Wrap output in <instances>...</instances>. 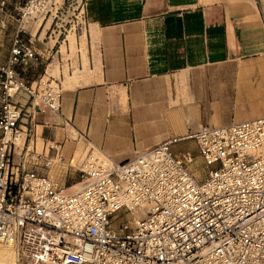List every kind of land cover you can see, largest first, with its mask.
<instances>
[{
    "label": "built area",
    "instance_id": "built-area-1",
    "mask_svg": "<svg viewBox=\"0 0 264 264\" xmlns=\"http://www.w3.org/2000/svg\"><path fill=\"white\" fill-rule=\"evenodd\" d=\"M50 6L25 0L0 19L2 28L15 23L0 62V244L15 264H264V113L201 123L120 160L90 152L72 190L41 172L51 157L37 149L30 122L36 111L58 113L62 90L55 79L25 82L15 65L37 58L21 33ZM85 28L82 16L78 33ZM188 138L202 179L190 151H172ZM47 146L60 156L59 143Z\"/></svg>",
    "mask_w": 264,
    "mask_h": 264
},
{
    "label": "crops",
    "instance_id": "crops-1",
    "mask_svg": "<svg viewBox=\"0 0 264 264\" xmlns=\"http://www.w3.org/2000/svg\"><path fill=\"white\" fill-rule=\"evenodd\" d=\"M83 13L73 44L50 30L53 17L29 20L21 34L37 58L15 65L33 86L44 76L60 83V111H36L30 122L36 147L51 157L41 172L60 185L79 182L82 148L120 160L192 130V115L217 123L230 103L247 111L254 101L255 115L264 113V0H85ZM14 31L9 19L0 26V62ZM55 142L59 157L47 146ZM172 151L202 163L198 152Z\"/></svg>",
    "mask_w": 264,
    "mask_h": 264
},
{
    "label": "rangeland",
    "instance_id": "rangeland-1",
    "mask_svg": "<svg viewBox=\"0 0 264 264\" xmlns=\"http://www.w3.org/2000/svg\"><path fill=\"white\" fill-rule=\"evenodd\" d=\"M25 0H23L24 3ZM85 0H50L51 6L50 9L47 12H42L38 14H33L34 16L31 18L33 21L38 20L41 21L43 18L50 17V19L53 17V22L50 26V30L52 28H55V32L59 34V40L62 42L63 38L68 37L69 35H72L70 37V40L73 44L74 42V34L78 35L77 31V20L82 18L83 13V6H84ZM29 19V20H31ZM28 20V21H29ZM84 34V31H83ZM84 36V35H83ZM74 48V47H73ZM72 48V49H73ZM0 53L1 46H0ZM55 62V61H54ZM56 64H58L56 62ZM66 67V65H65ZM47 79V76H44L43 81ZM218 91V90H217ZM232 97L230 98V100ZM250 105V104H249ZM237 104L230 103L229 105L225 106L226 113L222 116L223 121H219L216 119L217 123H213L211 120L207 118V116L204 115H192V119L194 120V127L193 129L197 128L198 125L201 123H210V124H218L222 122H229L232 119L234 120H240V119H246V118H252L257 115V108L259 104L257 102H252V109H248L247 111H238L235 109ZM260 108L264 109V104L260 106ZM211 116V115H210ZM212 117L218 118V115H212ZM192 129V130H193ZM177 135V134H176ZM41 148V144L39 142L38 148ZM172 148L174 151H184L186 149L191 150L193 153L197 152V146L196 143H193L191 140H179L175 143H173ZM88 148H82V153L80 154V160L75 163V165L80 166L82 160L84 159L85 154L87 153ZM93 154H98L97 152H93ZM17 156L15 159L17 160ZM192 170L194 174L199 178L202 179L205 177L206 174V168L203 162L201 163L198 159L193 160L192 162ZM75 189V188H74ZM0 262L5 264H13L15 263V258L13 251L9 248H6V246L0 244ZM1 264V263H0Z\"/></svg>",
    "mask_w": 264,
    "mask_h": 264
},
{
    "label": "bare ground",
    "instance_id": "bare-ground-1",
    "mask_svg": "<svg viewBox=\"0 0 264 264\" xmlns=\"http://www.w3.org/2000/svg\"><path fill=\"white\" fill-rule=\"evenodd\" d=\"M75 185H77V186H75ZM78 187H80V183H76V184H74V185H71V186H69V187H67V189H69V190H72V189H74V188H78ZM6 248H9V247H6ZM10 249V248H9ZM1 257V256H0ZM1 264H5V263H2V262H0ZM13 264H15V263H13Z\"/></svg>",
    "mask_w": 264,
    "mask_h": 264
}]
</instances>
